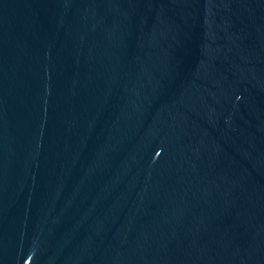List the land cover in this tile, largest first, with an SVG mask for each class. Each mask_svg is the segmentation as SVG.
Wrapping results in <instances>:
<instances>
[{
  "label": "water",
  "instance_id": "95a60500",
  "mask_svg": "<svg viewBox=\"0 0 264 264\" xmlns=\"http://www.w3.org/2000/svg\"><path fill=\"white\" fill-rule=\"evenodd\" d=\"M0 264H264V0H0Z\"/></svg>",
  "mask_w": 264,
  "mask_h": 264
}]
</instances>
